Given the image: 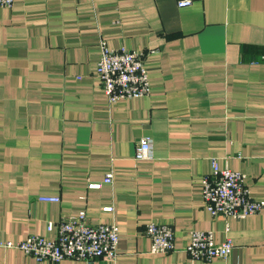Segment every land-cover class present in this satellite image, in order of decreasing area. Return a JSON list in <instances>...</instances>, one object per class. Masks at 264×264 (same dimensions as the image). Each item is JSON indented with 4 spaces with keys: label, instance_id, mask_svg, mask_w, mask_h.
Here are the masks:
<instances>
[{
    "label": "crops",
    "instance_id": "0c3cea01",
    "mask_svg": "<svg viewBox=\"0 0 264 264\" xmlns=\"http://www.w3.org/2000/svg\"><path fill=\"white\" fill-rule=\"evenodd\" d=\"M102 40L146 54L150 96L109 101L96 74ZM144 136L154 157L137 160ZM214 161L264 200V0L0 5V241L53 237L49 222L85 211L119 227L117 258L95 264H264V209L239 219L206 207ZM151 222L172 226L174 250L151 251ZM194 230L230 239L232 253L193 258ZM0 264L87 263L0 247Z\"/></svg>",
    "mask_w": 264,
    "mask_h": 264
},
{
    "label": "built area",
    "instance_id": "2783aa9c",
    "mask_svg": "<svg viewBox=\"0 0 264 264\" xmlns=\"http://www.w3.org/2000/svg\"><path fill=\"white\" fill-rule=\"evenodd\" d=\"M15 0H0L1 6L11 7ZM193 0H178L179 6H190ZM97 78L108 99L112 103L122 100L150 96L149 68L146 54L142 50L112 48L107 41H101V56L98 62ZM137 160L154 157L153 139L142 137L137 146ZM214 171L204 177L203 198L213 216L224 215L245 218L264 209V200H256L246 186V176L228 167L221 168L213 162ZM113 174L108 173L105 183H111ZM93 186L99 187L94 184ZM40 201L59 202L58 196H39ZM111 209V208H107ZM48 229L53 237L30 235L17 243L0 241V247L20 248L39 261L57 263L65 259L83 260L95 264L102 257L116 259L120 241L117 224H91L85 211L79 212L60 222H49ZM146 234L151 238V251L169 253L175 249V230L169 224L151 222L146 226ZM186 250L193 258L212 260L215 257L227 258L233 251L230 239L218 242L212 230H194Z\"/></svg>",
    "mask_w": 264,
    "mask_h": 264
}]
</instances>
